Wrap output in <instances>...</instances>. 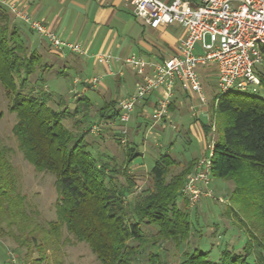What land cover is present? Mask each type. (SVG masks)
Returning <instances> with one entry per match:
<instances>
[{
    "label": "trees",
    "instance_id": "16d2710c",
    "mask_svg": "<svg viewBox=\"0 0 264 264\" xmlns=\"http://www.w3.org/2000/svg\"><path fill=\"white\" fill-rule=\"evenodd\" d=\"M18 23L0 4V86L16 117L12 134L18 150L36 173L53 176L57 197L55 219L43 221V226L34 223L33 215L38 212L27 211L26 196L10 161L11 149L0 139V236H9L26 247L25 258L32 247L41 256L46 247L53 249L64 228L76 242L86 244L100 264H264L263 97H243L237 90L230 91L213 105L209 123H201L205 137L211 135V122L216 131L221 130L212 145L210 176L233 185L225 214L237 213L247 225V239L240 252L223 249L213 261L209 251L183 248L192 225L190 203L181 190L198 159L180 165L168 153L160 155L148 173V188L133 196L137 182L131 165L141 155L136 143L128 140L121 161L95 153L88 140L90 133L94 134L93 126L85 125L93 104L81 96L71 112L63 108L62 100L54 101L46 91L44 77L51 72L52 59L63 55L56 53L44 61L38 46L24 37ZM63 63L64 69L69 67ZM257 76L264 92V74ZM204 91L208 93L205 87ZM97 114L105 126H118L114 137L120 144L125 125L119 120L118 101L106 100ZM64 120L72 123L71 128ZM96 127L100 129V125ZM166 243L176 250L183 248L177 262L165 259L162 246Z\"/></svg>",
    "mask_w": 264,
    "mask_h": 264
},
{
    "label": "rangeland",
    "instance_id": "374dc122",
    "mask_svg": "<svg viewBox=\"0 0 264 264\" xmlns=\"http://www.w3.org/2000/svg\"><path fill=\"white\" fill-rule=\"evenodd\" d=\"M3 1L5 3H0L7 8L9 15L12 18H16L15 14L5 5L8 2L6 0ZM30 1H33L32 8L39 5L42 10L41 13H38L33 18L42 21V23L55 31L56 34H59L65 41L79 44L80 48L85 52V54L78 55L70 53L67 50L62 52L65 58L73 59L74 56L77 57L73 63L71 62L72 65L66 69L63 68V62L53 58L51 61L53 63L51 72L44 77L46 91L52 94L54 101L58 102L62 100L64 103L63 108H68L71 112L78 105L76 102L77 98L85 96L91 101L93 106L89 111L88 118L86 117L87 120L85 121L87 123L85 122V125H90V128L100 125V129L94 134L90 133V138H88L93 144L92 148H94L95 153L112 155L116 160L121 161V154L124 147L128 144V140L129 142L136 143L137 151L141 155L135 158L131 165L132 168L133 166H137L139 169V171L133 173L134 179L137 182V189L133 196L140 194L141 191L148 188V173L154 161L160 155L168 153L180 165L200 154L202 156L209 155V146L220 136L221 130L218 128L216 131L214 124L211 122L209 140L206 137L198 138L197 135L192 134L190 131L187 132L188 124H195L198 131L204 134L195 114L192 115L193 118L188 114L185 115L186 120L182 124L183 128L181 126V128H178L179 125L177 124L179 123L177 119L166 120L164 117L159 121L152 119L159 125L157 124L156 127L150 129L151 120L149 118L151 110H147L146 117L142 118L136 117L134 110L130 115L128 123L125 125L127 136L125 137L124 144L121 142L117 144L115 140L114 133L118 127L115 123L106 124L105 126L99 122L97 111L108 100V94H101L100 91L103 93V90L105 92L107 87L110 88L112 99L116 96L114 91L118 86L124 85V81L123 79L122 81H118L116 75L106 76L103 70L104 65L95 63L96 59L93 53L101 45L106 44L107 46L110 45V53L113 57H118L117 54L119 52L123 55V59L136 55L138 41L153 40L154 37L150 29L144 28L141 25L139 19L135 18L130 12L119 11L116 19L112 20L108 25L96 26L85 20L81 11L67 6L68 3L60 5L58 4V0ZM17 20L21 22L18 23V27L24 37L30 39L38 46V52L42 54L43 60H51L56 52L51 48H47L48 41L33 32L27 23L19 19ZM108 31H111V34L106 38ZM166 33L168 36H176L178 28L169 27ZM206 41L208 42L209 39L207 38ZM197 50H199L198 47ZM209 68H203L200 75L206 92H208L206 93V104H210L212 108L215 99H219L216 88L217 68L215 65L209 66ZM207 69L209 71H206ZM122 70L124 73L126 72L124 79L131 89L133 87L131 84L133 76L128 73L130 68L123 65ZM59 71L62 74H58ZM255 72L256 74H264V63L256 66ZM92 78H98V82L95 86L89 88L86 82H89ZM34 79L32 78V81ZM239 92L241 93L240 96L243 97H245L244 94H255L264 98V92L261 90L260 85H247L244 90ZM230 95L239 98L234 93ZM80 116L83 117L79 115V118ZM200 121H203V119L201 118ZM15 122V114L10 111L9 102L5 97L4 90L0 86V139L5 146L11 149L9 154L10 161L18 176L20 191L26 196L27 211L34 212L33 210H36L38 214H32L33 221L34 223H41L40 225L43 226V221L49 222L55 219L53 204L56 200L57 192L54 187V178L49 174L36 173L24 160L12 134V127ZM64 124L70 128L72 126V123L66 120H64ZM139 124L141 126L137 127ZM191 173L187 175L186 180ZM232 188L233 185L230 181L214 179L210 176L208 187H203V194L200 195L197 202L190 204L189 221L192 228L190 238L183 247L185 250L191 251L197 248L200 251H209V257L213 261H217L223 249H234L235 253L240 252L247 239V225L245 222L240 221L239 214L233 213L229 216L225 214L228 211V198ZM207 190L208 192H206ZM55 241L56 245L54 248L49 249V247H46L44 249V259L36 262L34 261L35 259H40L43 256H41L35 247L31 248L29 258H25L26 247H20L13 238L2 235L0 236V264H9L12 256L16 258L19 264H100L87 245L76 242L64 228L61 229L59 239ZM183 248L176 250L169 243L162 246L165 259L172 263L181 259Z\"/></svg>",
    "mask_w": 264,
    "mask_h": 264
},
{
    "label": "built area",
    "instance_id": "2783aa9c",
    "mask_svg": "<svg viewBox=\"0 0 264 264\" xmlns=\"http://www.w3.org/2000/svg\"><path fill=\"white\" fill-rule=\"evenodd\" d=\"M121 1L135 18L150 29L178 25L186 33L178 42L176 54L162 61L151 62L136 56L122 61L134 70L138 78L135 92L118 101L119 120L124 125L128 123L135 105L155 93L159 97L151 118L159 121L166 117L176 86L186 94H193L199 104L205 105L207 97L200 72L212 65L217 68L218 97L233 90L242 91L247 85H259L255 67L264 63V0ZM0 2L5 3L3 0ZM5 5L17 19L24 21L33 32L44 37L56 53L62 54L67 50L76 55L85 54L79 44L65 41L16 4ZM95 59L97 63L107 67L120 61L110 52L99 53L95 55ZM97 82L98 78H92L89 84L95 86ZM217 100L218 98L214 105ZM97 131L96 126L91 128L92 133ZM121 133V143L124 144L125 127L121 129ZM209 150V155L198 159L196 169L189 175L182 189L183 196L188 198L190 204L197 202L203 194V187H208L212 144ZM9 264L19 263L12 256Z\"/></svg>",
    "mask_w": 264,
    "mask_h": 264
},
{
    "label": "crops",
    "instance_id": "0c3cea01",
    "mask_svg": "<svg viewBox=\"0 0 264 264\" xmlns=\"http://www.w3.org/2000/svg\"><path fill=\"white\" fill-rule=\"evenodd\" d=\"M164 1H171V0H164ZM6 2L16 4L21 10L25 11L31 17L36 16L38 13H41V11H42L41 6H39V5H36L35 7L32 8L33 1H30V0H28V1L27 0H6ZM58 4H60V5L67 4V6H71L73 9L81 11L82 12L81 14L84 15L85 20H87L88 22H91L92 24H94L96 26L105 25V24L108 25L112 20L116 19V15L119 11H127V12L131 13L130 9L121 0H58ZM13 20L15 22H18V20L16 18H13ZM139 22L141 23V25L144 28H148L141 21H139ZM169 27L178 28V34L176 36H173V37L170 35L168 36L166 32H167V29ZM148 29H150V28H148ZM50 30H52V29H50ZM143 30H145V29H143ZM150 31L152 32V35L154 36L153 40H148V41L147 40H145V41L140 40V41H138L137 46H136L137 53H136V55H131V56H136V57H139V58H142L146 61H151V62L162 61V60L176 54L178 42L186 34L185 29L181 26H178V25L160 27L158 29H150ZM110 34H111V31H108L106 38H107V36H110ZM57 35H59V34H57ZM32 43L35 44L34 42H32ZM105 43H106V41H105ZM105 52H111L110 51V45L109 46H107L106 44L101 45L98 50L94 51L93 55L95 56L99 53H105ZM117 55H118V57H116V58L120 59V61L112 63L109 67L103 66V65L102 66L104 67L103 70H104L106 76L109 77V76L116 75L117 76L116 78L118 81H122V79L124 81V85H121V87L118 86V88L114 91L116 94V96L114 98L117 101H119L120 99H122L128 95H131L135 92L136 83L138 81V78L135 75L134 70L128 66L131 70V72L129 70L128 73H130V75L133 76V81L131 82L133 87L130 89L127 85V81L124 79L126 72L124 73L122 70L123 65H125V64H123L122 61L127 57H125L123 59V55L121 54V52H119ZM76 58L77 57H75V56L73 59L72 58H65L63 56L60 59L57 58L56 60L61 61V62L65 61L70 66V65H72L71 62L73 63L76 60ZM95 63H97L96 60H95ZM207 68H209V67H207ZM209 69H207L206 71H209ZM89 82H87V83H89ZM106 89L107 90H105V92L103 90V93H102V91H100V93L105 94V95L108 94V100H109L111 98V95H110L111 90L108 87ZM158 97H159V95L155 93V94H152L151 96L147 97L145 100H142L141 102L137 103L135 105L132 113L135 110V116L142 118V117H146V111L147 110H151V115H152V112H153V109L155 106V102L157 101ZM170 105H171V109H168V113H167L165 119L166 120L177 119V121L179 123V124H177V125H179L178 128H181V127L183 128L182 124L186 120V118H185L186 114L191 116V118H193L192 115L195 114L196 119L199 120V122H200L199 125H201V123H209V119L211 118L212 108H211L210 104L209 105L208 104H206V105L199 104V102L196 99V96H194L193 94L184 93L178 86H176L174 91H173V96H172ZM201 118L203 119V121H200ZM149 119L151 120V124L149 125V128L152 129L153 127H156L158 123L156 124L152 120L151 116ZM139 126H141V124H139L137 127H139ZM189 131L192 134L197 135L198 138L205 137V135L202 132L198 131V128L196 127L195 124H188L187 132H189ZM206 138L208 139L209 137H206ZM200 156H202V154H200L199 156H197L195 158L199 159ZM137 171H139L137 166H135V167L133 166V168H131L130 172L136 173Z\"/></svg>",
    "mask_w": 264,
    "mask_h": 264
}]
</instances>
